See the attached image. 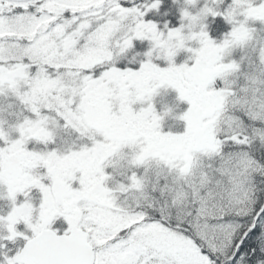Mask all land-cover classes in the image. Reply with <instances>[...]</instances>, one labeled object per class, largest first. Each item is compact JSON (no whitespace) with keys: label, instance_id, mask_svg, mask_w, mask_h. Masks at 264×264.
I'll return each mask as SVG.
<instances>
[{"label":"snow or ice","instance_id":"snow-or-ice-1","mask_svg":"<svg viewBox=\"0 0 264 264\" xmlns=\"http://www.w3.org/2000/svg\"><path fill=\"white\" fill-rule=\"evenodd\" d=\"M0 264H264V0H0Z\"/></svg>","mask_w":264,"mask_h":264}]
</instances>
